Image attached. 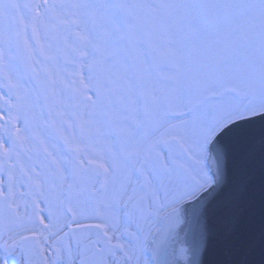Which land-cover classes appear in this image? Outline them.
Returning <instances> with one entry per match:
<instances>
[{"label":"snow or ice","instance_id":"1","mask_svg":"<svg viewBox=\"0 0 264 264\" xmlns=\"http://www.w3.org/2000/svg\"><path fill=\"white\" fill-rule=\"evenodd\" d=\"M0 89V264H264V0H0Z\"/></svg>","mask_w":264,"mask_h":264},{"label":"rangeland","instance_id":"2","mask_svg":"<svg viewBox=\"0 0 264 264\" xmlns=\"http://www.w3.org/2000/svg\"><path fill=\"white\" fill-rule=\"evenodd\" d=\"M38 68V65H33L32 63L27 61V58L25 57L24 60L20 62V68L22 71L27 72L28 75L33 74V69ZM6 92L5 89H0V94H4ZM34 101L37 103L36 112L39 115L41 111H43L45 114L49 111L50 108L53 107V99L51 97L50 93L45 94L42 90H40V93L38 96L33 97ZM59 106L58 104L56 105ZM39 143V139L36 141ZM44 159L43 152L41 151L39 155L33 154V160L30 163L39 164Z\"/></svg>","mask_w":264,"mask_h":264}]
</instances>
